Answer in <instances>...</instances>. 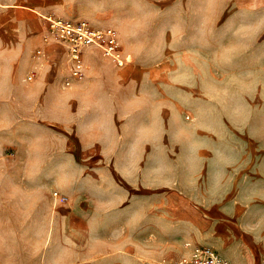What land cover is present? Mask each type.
<instances>
[{
  "label": "rangeland",
  "instance_id": "rangeland-1",
  "mask_svg": "<svg viewBox=\"0 0 264 264\" xmlns=\"http://www.w3.org/2000/svg\"><path fill=\"white\" fill-rule=\"evenodd\" d=\"M161 1L0 0V86L9 92L0 97V264H176L198 246L220 254L207 214L228 196L264 212V10L253 0H168L162 13L154 5ZM49 17L113 28L129 63L128 49L157 61L167 18L190 45L217 55L201 57V90L171 85L164 106L143 74L132 92L139 116L122 123L94 115L88 103L67 106V50ZM116 27L136 41L124 43ZM116 163H133L138 188L150 180L153 195L127 201ZM56 192L68 203H56Z\"/></svg>",
  "mask_w": 264,
  "mask_h": 264
},
{
  "label": "crops",
  "instance_id": "crops-1",
  "mask_svg": "<svg viewBox=\"0 0 264 264\" xmlns=\"http://www.w3.org/2000/svg\"><path fill=\"white\" fill-rule=\"evenodd\" d=\"M253 1L255 4L253 9L264 10V0ZM154 5L160 7L162 13L169 11L170 4L168 0H162L156 4L154 3ZM163 22L162 26L165 34L162 38L161 53L156 61L157 63L153 62V59L149 62H142L137 52L128 49V53H132L136 59L135 63H129L125 68H117L112 61L104 57L101 51L99 52L94 48L85 50L83 57L86 66V78L75 81L72 88H65L63 84V90L67 91L65 93L67 106L73 107V105L78 104L83 107L88 103L94 115H101L104 112L105 114L108 113L107 115L112 114L122 123H130L135 122L136 117L139 116L137 115L138 112L133 110V108H137V105L136 100L132 99V92L143 80V74L148 75L144 82L146 87L151 89L156 87V90H161V95L158 94V98H161L162 106H164L163 102H168V91L171 85H173L172 88L181 91H192L194 93L201 90V67L199 62L202 60L203 54L209 56L210 59L214 57V51L210 47L208 52H202L200 47L190 45V40L187 39L188 37L186 38L180 24L176 29L171 30L169 19H164ZM116 28L119 30L120 38L124 43L136 41L135 36L125 33L119 27ZM258 31L260 37L264 33V25ZM241 41L244 42L245 39H241ZM55 50V53L48 59H52V61L60 59L58 58V46ZM208 69L207 73L211 74L213 71L217 79V67L212 70L210 66ZM108 73L110 74V80L106 77ZM155 75H158V77L155 78ZM48 89L53 90L52 85ZM37 90L40 91L39 88ZM5 91L8 92V88L0 86V93ZM93 92H98L100 97H97L98 99L93 98ZM8 96L9 92L3 95L0 94V97L5 100ZM150 97H152L151 94ZM143 111L146 116L149 114L150 121L153 122L154 110L151 104L142 106ZM157 117L159 118V113ZM147 120L148 118L145 117V122ZM161 138L159 137L158 140ZM114 148L119 149L117 151L119 154L149 153L148 147L135 150L133 147ZM163 149L160 150L162 153H164ZM114 170L116 171L115 177H117L115 183L119 187L117 190L126 194L127 201H131L139 195H153L154 191L151 190L153 186L150 180H146V189L138 188V179L134 173L137 169L134 168L133 163L128 165L116 163ZM120 171L123 173H118ZM148 181L150 182L148 183ZM245 202L240 198L239 200L236 198L230 199L228 196L224 208H215L207 214L211 233L210 244L214 245L218 251L221 250L223 253L219 251L220 254L230 264H264V223L257 221L264 218V212H257L251 207L250 202H248L250 206ZM190 212L196 211L193 209Z\"/></svg>",
  "mask_w": 264,
  "mask_h": 264
},
{
  "label": "built area",
  "instance_id": "built-area-1",
  "mask_svg": "<svg viewBox=\"0 0 264 264\" xmlns=\"http://www.w3.org/2000/svg\"><path fill=\"white\" fill-rule=\"evenodd\" d=\"M49 31L54 34L58 43L67 50V64L69 77L65 80V88H72L73 83L80 80L86 71L84 52L89 48L100 50L106 59L114 63L117 68H124L130 62L121 49L118 33L113 28L99 30L93 28L88 22H71L61 19L47 18ZM49 44V38L45 39ZM43 51H37V56ZM34 75L27 80L33 81ZM54 200L59 204H67L69 198L56 192ZM176 264H230L214 248L198 246L182 257Z\"/></svg>",
  "mask_w": 264,
  "mask_h": 264
}]
</instances>
